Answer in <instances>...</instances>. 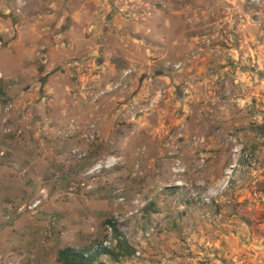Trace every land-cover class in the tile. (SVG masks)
I'll use <instances>...</instances> for the list:
<instances>
[{"label":"rangeland","instance_id":"1","mask_svg":"<svg viewBox=\"0 0 264 264\" xmlns=\"http://www.w3.org/2000/svg\"><path fill=\"white\" fill-rule=\"evenodd\" d=\"M260 132L264 0H0V264H264Z\"/></svg>","mask_w":264,"mask_h":264},{"label":"trees","instance_id":"2","mask_svg":"<svg viewBox=\"0 0 264 264\" xmlns=\"http://www.w3.org/2000/svg\"><path fill=\"white\" fill-rule=\"evenodd\" d=\"M262 135H264L263 132ZM105 224L111 231V242L104 245L102 242H94L89 247L82 248H63L57 254V260L60 264H105L102 257H108L114 262L123 258L132 257L135 254V248L128 242L123 233L110 220Z\"/></svg>","mask_w":264,"mask_h":264},{"label":"built area","instance_id":"3","mask_svg":"<svg viewBox=\"0 0 264 264\" xmlns=\"http://www.w3.org/2000/svg\"><path fill=\"white\" fill-rule=\"evenodd\" d=\"M135 254H136L137 256L139 255L138 252H136ZM238 264H244V262H243V261H238Z\"/></svg>","mask_w":264,"mask_h":264}]
</instances>
